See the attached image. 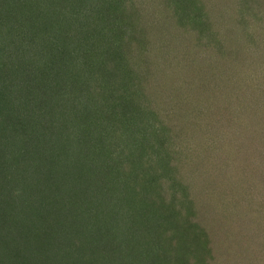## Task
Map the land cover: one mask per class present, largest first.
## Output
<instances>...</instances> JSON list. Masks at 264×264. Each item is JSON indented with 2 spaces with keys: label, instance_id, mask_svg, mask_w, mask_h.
I'll return each instance as SVG.
<instances>
[{
  "label": "trees",
  "instance_id": "16d2710c",
  "mask_svg": "<svg viewBox=\"0 0 264 264\" xmlns=\"http://www.w3.org/2000/svg\"><path fill=\"white\" fill-rule=\"evenodd\" d=\"M203 1L0 0V264H264V164L248 158L234 164L232 176V165L211 168L197 149L191 152L197 163L180 175L176 164L186 145L182 114L173 102L156 109L140 92L142 102L130 96L132 67L150 52L137 49V38L123 40L121 32L134 27L149 33L142 18L150 15V21L178 29L172 44L178 51L183 35L219 47L222 39L205 34L211 23L202 21L205 3L213 0ZM256 4L264 6V0ZM248 9L263 23L264 10ZM235 22L245 53L262 44L264 30L257 35L256 24ZM108 36L117 42L82 87L83 100L98 111L75 115L66 104H45L42 93L40 104L33 100L26 89L30 76L34 81L51 71L54 81L58 68L70 66L78 53L85 56L96 39L105 46ZM225 65L230 70L239 62ZM100 112L103 119H88ZM63 118L75 128L72 135L69 129L54 132ZM260 151L264 163V146ZM239 172L253 173L247 181L255 194L238 182ZM230 187L244 196L238 206ZM246 204L250 208L241 210ZM229 211L249 227L235 234L216 227V215ZM210 216L211 225L205 220Z\"/></svg>",
  "mask_w": 264,
  "mask_h": 264
},
{
  "label": "rangeland",
  "instance_id": "374dc122",
  "mask_svg": "<svg viewBox=\"0 0 264 264\" xmlns=\"http://www.w3.org/2000/svg\"><path fill=\"white\" fill-rule=\"evenodd\" d=\"M139 1L144 2L146 0ZM226 1L213 0L212 5H207V2L203 1L206 8L202 13V21L205 20V23L206 21L211 23L205 34L212 31L214 36L220 37L222 40L219 47H216L218 44L207 46L205 45L206 40H193L189 37L190 35L186 37H183V35L180 38L178 36L180 47V51H178L176 46L172 45L176 43L175 36L178 29L172 26L166 29L161 22L162 20L150 21V15L147 20L142 18L145 21L142 26L152 28V31L143 28L146 32L150 31L149 33H143V30L139 33L133 30L134 27H131L126 33L120 28V31H123L121 32L123 33V40L124 35L133 40L137 38V49L150 52L147 54V60L144 63L135 64L132 67L133 74L128 81L131 83L129 91L133 90L134 93L132 91L133 95L130 96L142 102L144 99L140 98V92L142 98L147 99L146 101L153 100L152 106L156 109L160 105H170L173 102L177 113H181L183 116L180 120L186 126L183 131L186 138L184 140L185 149H181L183 153L179 156L178 161L174 157L171 163V166H173L175 161L178 162V164H175L177 173H180V175L185 173L187 164L197 163V157H194L195 155L191 153L197 149L201 152L199 155L206 159V164L208 163L211 168L232 165V169L230 168L232 176L234 172L236 174V170H233L234 164L241 163L243 165L245 161L249 160L248 158L255 159L253 163L264 164L260 161V154L262 153L260 150L264 146V38L261 39L263 40L262 44L250 43L254 48L248 49L245 53L244 40L241 39L242 36H237L239 24L235 22L237 18L248 20L249 26L254 24L258 26L256 33L257 35L260 34L264 30V21L262 23L257 20L254 16L255 13H249L248 7L263 11L264 6L261 4L256 7L257 0H241L242 5L237 6L234 3L227 8ZM148 4L150 5L148 9H150L153 4ZM170 23L172 24V21ZM220 25L226 27L225 33L218 32ZM160 31L165 32L158 37H154ZM249 31L250 33L253 32L251 27ZM190 33L192 32L190 31ZM226 34L227 39L224 42L223 35ZM192 36L193 34H191ZM148 37H151L149 38L151 40L150 44ZM106 41L105 46H103L100 43L101 40L96 39L97 43H91L90 48H88L89 52H86L85 56L78 53L70 66L58 68L54 75V81L51 71L44 72L42 75L38 74L34 81H32L34 77L30 76L26 82L31 81L29 85L32 87L33 84L35 89L31 90L27 84L26 89H30L29 94L34 97L33 100L40 104L42 93L45 99H48L45 104L52 106L57 104L60 108L66 104L64 107H68L71 113L84 116V111L91 108L92 104H88L83 100L82 87L87 82L90 72L99 67L98 63L110 51L111 42H117L111 36H108ZM247 41L250 42V39L245 42ZM215 50L217 54H215ZM237 59L239 62L238 67L232 68L230 66L232 69L229 70V67L226 69L225 64L227 61H230L233 65ZM205 65L208 66L205 68ZM145 67L150 68L151 74H149V71L143 70ZM127 70L130 71V68ZM46 74H48V77H45ZM235 77L239 78L238 82ZM175 88L178 89L176 94L174 92ZM137 89L138 91L135 92ZM53 97L58 98V100L51 101L50 99ZM78 97L81 98L79 102L81 105L76 103ZM160 97H162V101H159ZM181 100L182 106L178 102ZM183 100H186L189 105H184ZM96 105L98 106V104ZM2 107L5 108V105H2ZM21 108L25 107L22 106ZM91 110L98 111V108H91ZM112 114L114 120H121L122 115ZM101 115V112L99 114L91 113L88 119L91 121L100 119ZM61 121L63 127L56 129L54 132L61 133V130L69 129L71 130L70 135H72L75 128L70 129V126H67L70 119L63 118ZM168 121H170V118ZM189 123L194 124L199 129L189 128ZM111 128L110 125L108 130ZM68 133L69 131L66 135ZM109 136L112 137V132L107 133V137ZM131 138L130 136L127 139L130 141ZM127 139L125 138L122 144ZM198 162L202 165L201 161ZM246 175L248 176L246 177ZM252 175L253 173L250 172H239L237 174L238 182L244 183L247 186L246 188L250 190L251 195L255 194L253 193L255 188L252 189L247 180H251L252 177L250 178V176ZM232 188L236 192L234 195L238 206L239 202L245 201V199L241 191ZM232 188L230 187V190ZM31 195H36L35 190ZM251 197L247 196L246 200H250ZM248 208H250V205L246 204L245 209L241 208V210ZM237 214V212L229 211L216 215V227L230 230L234 234L238 230L237 228L247 229L249 225L247 223L242 224L241 222L245 221L242 219H240L241 222H238ZM205 220L211 225L213 217L210 216ZM213 234L215 235L216 232L213 231ZM216 239L218 238L216 237ZM229 241L231 240L229 239Z\"/></svg>",
  "mask_w": 264,
  "mask_h": 264
}]
</instances>
